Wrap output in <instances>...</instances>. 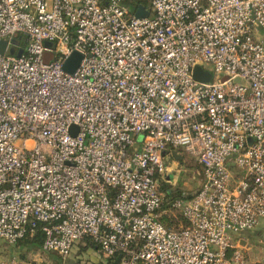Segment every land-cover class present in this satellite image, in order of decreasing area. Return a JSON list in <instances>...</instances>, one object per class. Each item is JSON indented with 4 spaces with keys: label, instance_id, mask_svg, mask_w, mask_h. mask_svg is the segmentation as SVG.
<instances>
[{
    "label": "built area",
    "instance_id": "2783aa9c",
    "mask_svg": "<svg viewBox=\"0 0 264 264\" xmlns=\"http://www.w3.org/2000/svg\"><path fill=\"white\" fill-rule=\"evenodd\" d=\"M146 2L0 0V264L85 240L118 264H264L244 236L264 249V0ZM173 151L202 171L191 197L160 189Z\"/></svg>",
    "mask_w": 264,
    "mask_h": 264
},
{
    "label": "rangeland",
    "instance_id": "374dc122",
    "mask_svg": "<svg viewBox=\"0 0 264 264\" xmlns=\"http://www.w3.org/2000/svg\"><path fill=\"white\" fill-rule=\"evenodd\" d=\"M204 68L210 70L208 65H203ZM211 80L210 78L207 80ZM71 135H75V131L71 130ZM169 165V163H168ZM171 181V184L163 183L166 188L174 195V197H191L198 192L202 183V171L198 164L190 157L182 154V160L173 166V172L167 177ZM171 221L174 225L184 224L180 214L178 212H172ZM259 229L252 232L244 233V236H249L250 243L253 248L249 250L248 257L251 260L264 259V249L254 247L256 245V235ZM257 233V234H256ZM261 248V249H260ZM7 254L20 255L22 258H28L31 256L29 250L23 247L9 246L6 247ZM40 260L45 264H62L59 258L54 253H46L44 257H40ZM112 261H105L97 253L94 247H86L84 242L75 245L64 261V264H111Z\"/></svg>",
    "mask_w": 264,
    "mask_h": 264
},
{
    "label": "trees",
    "instance_id": "16d2710c",
    "mask_svg": "<svg viewBox=\"0 0 264 264\" xmlns=\"http://www.w3.org/2000/svg\"><path fill=\"white\" fill-rule=\"evenodd\" d=\"M138 6H142V7L147 8L148 5H147L146 0H128V8L130 11H133ZM160 189L165 193V199L169 200L170 198L174 197V195H172V193L166 188V185H163V183L161 184ZM160 210H161V212L164 211V214L161 216L160 221L164 224V226L166 228L178 229L179 227L184 226L186 224L185 222L182 225L181 224L174 225L172 223L170 218L173 215H172V212L170 211V209H168L167 204H163V206L161 207ZM41 240H42L41 234L39 232H37V234L35 235L34 238H32V239L24 238L23 240L16 243L15 246H17L19 248L23 247L29 251L30 250L37 251L40 248ZM84 243H85L86 247H94L96 249V246L93 243H91L89 240H85ZM115 263L116 262L113 261L111 264H115Z\"/></svg>",
    "mask_w": 264,
    "mask_h": 264
},
{
    "label": "water",
    "instance_id": "95a60500",
    "mask_svg": "<svg viewBox=\"0 0 264 264\" xmlns=\"http://www.w3.org/2000/svg\"><path fill=\"white\" fill-rule=\"evenodd\" d=\"M147 15H148V12L142 6L138 7L135 12V17L137 18L146 17ZM13 44H15V41L13 42ZM46 45L49 46L50 44L46 43ZM6 47H7V43L5 41H0V55L5 53ZM8 53L13 54L14 48L13 47L9 48ZM81 59H82L81 54L77 52L71 53L63 64V67H62L63 71L67 74H71V75L74 74V72L77 70L81 62ZM193 78L194 80H197V81H207L210 78V73L205 72L201 67H195L193 70ZM172 157L176 159L177 161L182 160V157L178 155L176 151L172 152ZM119 259H120V256L117 257L115 264H118Z\"/></svg>",
    "mask_w": 264,
    "mask_h": 264
},
{
    "label": "crops",
    "instance_id": "0c3cea01",
    "mask_svg": "<svg viewBox=\"0 0 264 264\" xmlns=\"http://www.w3.org/2000/svg\"><path fill=\"white\" fill-rule=\"evenodd\" d=\"M164 214V211H162L161 216Z\"/></svg>",
    "mask_w": 264,
    "mask_h": 264
}]
</instances>
